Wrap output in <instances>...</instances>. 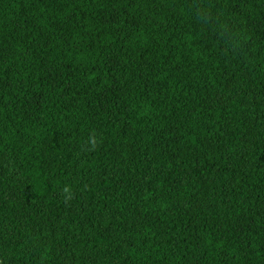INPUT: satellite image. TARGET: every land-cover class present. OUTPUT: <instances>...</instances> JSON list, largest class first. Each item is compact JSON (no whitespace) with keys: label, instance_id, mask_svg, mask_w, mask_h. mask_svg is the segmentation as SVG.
Returning a JSON list of instances; mask_svg holds the SVG:
<instances>
[{"label":"trees","instance_id":"obj_1","mask_svg":"<svg viewBox=\"0 0 264 264\" xmlns=\"http://www.w3.org/2000/svg\"><path fill=\"white\" fill-rule=\"evenodd\" d=\"M0 264H264V0H0Z\"/></svg>","mask_w":264,"mask_h":264},{"label":"clouds","instance_id":"obj_2","mask_svg":"<svg viewBox=\"0 0 264 264\" xmlns=\"http://www.w3.org/2000/svg\"><path fill=\"white\" fill-rule=\"evenodd\" d=\"M90 143H91L92 147L95 148L97 141H96V138H95L94 135L92 137H90ZM64 192L65 193H69L70 192V188L66 186L64 188ZM70 198H71L70 196L66 197V202H67V199H70Z\"/></svg>","mask_w":264,"mask_h":264}]
</instances>
